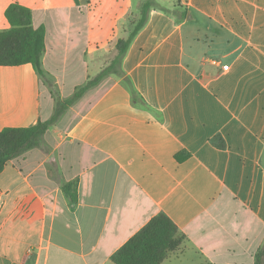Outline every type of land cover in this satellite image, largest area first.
I'll return each instance as SVG.
<instances>
[{
  "label": "crops",
  "instance_id": "0c3cea01",
  "mask_svg": "<svg viewBox=\"0 0 264 264\" xmlns=\"http://www.w3.org/2000/svg\"><path fill=\"white\" fill-rule=\"evenodd\" d=\"M142 2L0 0V31L10 4L30 9L33 27H45L42 68L65 99L110 65ZM155 2L120 66L140 103L109 75L46 132L48 151L4 166L0 264H115L161 213L200 264H254L264 243V0ZM53 113L30 64L0 66V131ZM170 254L160 264H178Z\"/></svg>",
  "mask_w": 264,
  "mask_h": 264
},
{
  "label": "trees",
  "instance_id": "16d2710c",
  "mask_svg": "<svg viewBox=\"0 0 264 264\" xmlns=\"http://www.w3.org/2000/svg\"><path fill=\"white\" fill-rule=\"evenodd\" d=\"M151 9H159L155 0H143L139 7V16L125 38L115 44L116 54L110 65L102 69L97 75L76 87L73 94L62 99L57 91L50 92L54 100V113L45 122L29 128H6L0 131V173L7 162L22 156L29 150L41 146L45 132L59 120V117L73 104L82 98L87 91L96 87L109 75L118 76L133 102L140 103L136 92L128 78L120 71L121 61L125 56L135 36L143 28ZM161 10V9H160ZM166 14L168 11L162 10ZM4 16L9 23V29L0 31V66L17 67L30 64L37 76L45 83L51 82L50 76L42 68V57L45 52V27L34 28L30 9L10 4ZM52 83V82H51ZM53 86V83H52ZM177 161L181 159L176 156ZM68 195L71 203L76 202V190L73 183L61 187ZM185 237L178 231L174 223L164 214L152 218L138 233L130 238L112 256L115 264H160L170 253L177 250ZM254 264H264V243L254 255Z\"/></svg>",
  "mask_w": 264,
  "mask_h": 264
},
{
  "label": "rangeland",
  "instance_id": "374dc122",
  "mask_svg": "<svg viewBox=\"0 0 264 264\" xmlns=\"http://www.w3.org/2000/svg\"><path fill=\"white\" fill-rule=\"evenodd\" d=\"M137 19H138V14L137 15H133L132 14V17H130L129 18V20H128V24L126 25L127 26V28L126 29H123L124 30V33H126L127 32V34H128V32L132 29V27H133V25H132V23H134V22H136L137 21ZM127 36V35H126ZM126 36H124V38L126 37ZM40 81L42 82V84L44 85V87L48 90V92L50 93L51 91L53 92V93H55V91H57L58 92V89L55 87V85L53 84V86H52V83H53V81L51 80V82L50 81H47L46 80V83L40 78ZM51 95V94H50ZM70 110V107L59 117V120L57 121V123H55L53 126H51L50 128H52V127H55L58 123H59V121H62V119L64 118V116H65V114L68 112ZM49 128V129H50ZM48 129V130H49ZM47 130V131H48ZM46 131V132H47ZM46 132H45V134H46ZM45 134L43 135V137H42V142H41V146L40 147H38V149H40V150H42V151H48V150H46V146H47V144H46V142H45ZM162 139V137L160 136V140ZM161 142H162V140H161ZM168 147V145L167 144H165L164 146H162L161 148H160V150L162 149V148H167ZM161 154H162V157H160V158H166L167 157V151H163V152H161ZM160 155V154H159ZM165 169H168V167H167V165H165ZM56 173V172H55ZM182 256V257H181ZM170 257H174V258H179V257H181L180 259H179V262H178V264H200V253H198L197 251H195V252H193L192 251V249L191 248H187V244H186V242H182L181 243V245H180V247L177 249V250H175L174 252H172L171 254H170ZM199 257V258H198ZM201 264H202V262H201Z\"/></svg>",
  "mask_w": 264,
  "mask_h": 264
},
{
  "label": "built area",
  "instance_id": "2783aa9c",
  "mask_svg": "<svg viewBox=\"0 0 264 264\" xmlns=\"http://www.w3.org/2000/svg\"><path fill=\"white\" fill-rule=\"evenodd\" d=\"M221 69H222L223 71H227V70H228V66H227V65H224V66L221 67Z\"/></svg>",
  "mask_w": 264,
  "mask_h": 264
}]
</instances>
